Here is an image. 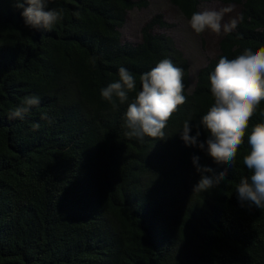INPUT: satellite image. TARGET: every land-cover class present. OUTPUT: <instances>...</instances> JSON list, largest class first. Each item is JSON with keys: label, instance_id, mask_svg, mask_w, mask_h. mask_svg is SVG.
Listing matches in <instances>:
<instances>
[{"label": "trees", "instance_id": "16d2710c", "mask_svg": "<svg viewBox=\"0 0 264 264\" xmlns=\"http://www.w3.org/2000/svg\"><path fill=\"white\" fill-rule=\"evenodd\" d=\"M231 7L224 22L239 20L216 37L191 84V62L156 13L136 42L124 40L127 14L146 0H52L63 19L52 30L25 24L15 0H0V264H264V209L238 200L236 186L249 175L242 156L233 167L216 164L205 149L181 139L207 131L201 118L214 102L209 75L221 56L264 46V0H169L186 20L200 5ZM27 7V5H25ZM164 58L183 69L187 101L168 121L165 139L125 135L127 103L113 108L100 91L118 69L139 77ZM40 104L24 119L9 112L26 96ZM135 93H130V100ZM264 101L248 132L264 123ZM47 114L48 120L41 119ZM39 124L38 129L34 128ZM199 157L196 164L193 157ZM225 181L194 193L197 167Z\"/></svg>", "mask_w": 264, "mask_h": 264}, {"label": "clouds", "instance_id": "9594fccd", "mask_svg": "<svg viewBox=\"0 0 264 264\" xmlns=\"http://www.w3.org/2000/svg\"><path fill=\"white\" fill-rule=\"evenodd\" d=\"M52 0H15V7L22 9L21 15L26 25L33 28L52 30L63 19L62 9L49 8ZM27 5V7H25ZM231 7L214 10L195 11L188 20V25L195 34L210 31L216 35L232 32L242 17L224 22L225 14ZM183 69L164 58L154 68L139 77L140 88L137 90L135 75L125 67L118 69V80L109 83L100 91L101 97L117 108L118 104L127 103L124 114L125 135L143 141L145 137L154 140L165 139L164 129L168 121L184 105ZM210 93L213 103L200 123L207 131L206 141L199 142L200 131L191 136L189 121H185L181 139L186 146L205 149L216 164L233 167L237 162L240 146L247 134L250 150L243 154L242 163L249 175L242 177L236 186L238 200L264 209V123H258L248 132L249 123L262 101H264V46L245 48L243 53L229 59L221 56L209 75ZM135 93L130 100L129 94ZM40 97L26 96L22 102L9 112V119H24L32 107L39 105ZM264 114V113H262ZM41 119L48 120L47 114ZM39 124L34 128L38 129ZM196 164L199 157H193ZM201 175L194 186V193L210 191L225 181L227 169L214 173L210 167H197Z\"/></svg>", "mask_w": 264, "mask_h": 264}, {"label": "rangeland", "instance_id": "374dc122", "mask_svg": "<svg viewBox=\"0 0 264 264\" xmlns=\"http://www.w3.org/2000/svg\"><path fill=\"white\" fill-rule=\"evenodd\" d=\"M147 6L143 8H135L128 12L125 24L121 28L122 37L124 40L136 42L140 38L141 28L152 16L160 12L164 15L165 22L168 27L156 28L157 32L169 35L175 41L176 45L184 52L185 56L191 62V84L198 68L206 62V58L197 55L196 47L199 46L200 38L188 25V20L182 17L178 9L173 6L169 0H146ZM225 6L217 1H211L200 5L199 10L224 9ZM232 12V10H231ZM238 9L233 11V16L236 15ZM228 13L225 14L224 20L227 18ZM234 18V17H233ZM208 36L204 38L203 49L206 56H213L216 53V34L207 31ZM201 44V43H200Z\"/></svg>", "mask_w": 264, "mask_h": 264}]
</instances>
